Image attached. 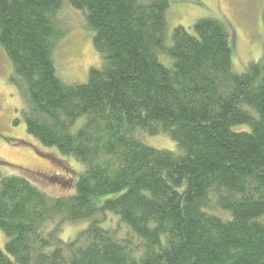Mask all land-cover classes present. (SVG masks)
Returning <instances> with one entry per match:
<instances>
[{
	"label": "trees",
	"instance_id": "trees-1",
	"mask_svg": "<svg viewBox=\"0 0 264 264\" xmlns=\"http://www.w3.org/2000/svg\"><path fill=\"white\" fill-rule=\"evenodd\" d=\"M171 1L0 0L26 133L83 165L60 197L0 179V264H264V57L236 72L231 33L212 18L169 43ZM65 5L100 57L82 84L55 66ZM160 135L178 152L145 142ZM69 224L82 225L64 241Z\"/></svg>",
	"mask_w": 264,
	"mask_h": 264
},
{
	"label": "rangeland",
	"instance_id": "rangeland-1",
	"mask_svg": "<svg viewBox=\"0 0 264 264\" xmlns=\"http://www.w3.org/2000/svg\"><path fill=\"white\" fill-rule=\"evenodd\" d=\"M57 18L65 31L54 50V61L61 80L67 85L85 83L92 67L100 65L84 15L70 5L64 6ZM212 18L225 24L230 34L232 63L242 73L251 62L264 57V0H172L166 13L167 38L175 27L191 31L199 19ZM228 24H226V23ZM12 65L0 47V179L15 175L27 179L51 197L72 194L83 165L62 156L55 148H45L26 133L21 116L24 104L11 85ZM84 118L77 120L76 130ZM148 145L178 152L175 142L165 135L150 137ZM96 205L100 201L95 199ZM106 226L121 236L127 230L112 214L105 216ZM82 224L65 225L60 238L64 241ZM105 228V227H104ZM67 233V234H66ZM76 234V233H75ZM6 238L0 231V250Z\"/></svg>",
	"mask_w": 264,
	"mask_h": 264
}]
</instances>
